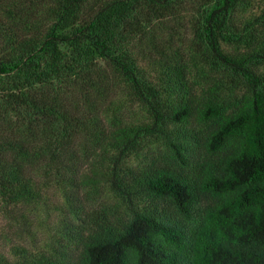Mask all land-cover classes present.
Segmentation results:
<instances>
[{"label": "trees", "instance_id": "16d2710c", "mask_svg": "<svg viewBox=\"0 0 264 264\" xmlns=\"http://www.w3.org/2000/svg\"><path fill=\"white\" fill-rule=\"evenodd\" d=\"M0 264H264V0H0Z\"/></svg>", "mask_w": 264, "mask_h": 264}, {"label": "rangeland", "instance_id": "374dc122", "mask_svg": "<svg viewBox=\"0 0 264 264\" xmlns=\"http://www.w3.org/2000/svg\"><path fill=\"white\" fill-rule=\"evenodd\" d=\"M6 225L4 224V222H1L0 221V241L2 242V243H4V239H2L3 238V235H2V233H3V229H4V227H5ZM5 236L8 234L9 236H11V237H13L14 235H13V232H11V231H9V232H6V233H3Z\"/></svg>", "mask_w": 264, "mask_h": 264}]
</instances>
